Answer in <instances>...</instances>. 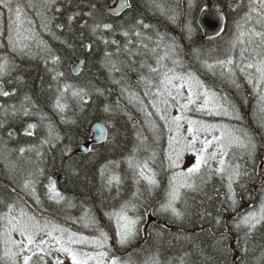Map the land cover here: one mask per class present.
<instances>
[{"label": "trees", "instance_id": "obj_1", "mask_svg": "<svg viewBox=\"0 0 264 264\" xmlns=\"http://www.w3.org/2000/svg\"><path fill=\"white\" fill-rule=\"evenodd\" d=\"M116 1L49 2L36 27L43 48L38 59L24 49L1 50L0 38V62L10 63L0 75V86L12 91L0 95V264H12L15 253L5 255L8 205H13V216L23 210L25 220L35 216L77 238L88 237L87 242L101 240L103 250L120 264H264V219L253 221L254 227L242 222L249 213L259 216L264 205V81L255 67H247L264 56V45L249 53L247 42L241 44L248 31L264 33V23L244 27L245 16H264V2L127 0L115 16L108 10ZM230 1L236 3L233 10ZM18 2L12 0L13 9ZM211 7L224 14L225 28L219 37L203 39L196 20ZM105 23L113 27L105 29ZM228 45L232 48L224 58ZM210 52L215 56L205 59ZM177 57L182 67L173 63ZM229 58L233 63L225 66L235 71L234 85L219 63ZM80 60L82 67L74 76L71 69ZM247 70L254 72L250 80L240 75ZM166 72L169 77L191 74L216 93L228 114L218 117V104L181 109L179 102L185 100L176 94L173 79L171 84L164 79ZM173 116L206 124L224 121L255 146L252 155L230 163V172L235 165L241 172L231 189L228 172L205 166L193 187H180L174 203L179 216L163 207L178 185L165 156L168 137L176 132ZM95 122L107 128L100 144L90 141ZM80 145L88 147L85 153L78 151ZM153 175L156 185L144 178ZM112 177L119 182L109 183ZM121 214L137 221L136 234L123 245L117 235Z\"/></svg>", "mask_w": 264, "mask_h": 264}, {"label": "snow or ice", "instance_id": "obj_2", "mask_svg": "<svg viewBox=\"0 0 264 264\" xmlns=\"http://www.w3.org/2000/svg\"><path fill=\"white\" fill-rule=\"evenodd\" d=\"M51 3H55V0H49ZM264 2V0H262ZM0 5H2L4 8L8 10L9 13H12L15 11L16 19L17 21L21 20V8L19 5L13 9L12 6V0H0ZM124 5L121 4L120 7H123ZM71 19V18H70ZM31 23V21H29ZM137 24L143 25V27L147 28L148 25L143 24V21H137ZM45 27H47V24H44ZM59 27V25H57ZM96 27H100V25H96ZM113 26L111 24H103V28L105 29H111ZM95 31V29H94ZM136 35H140L139 32L135 33ZM125 36L129 35L128 32L124 33ZM255 35L260 36L262 38V43H264V33L257 32ZM10 43L12 42L11 36H9ZM115 43V41H113ZM259 55V53H258ZM58 59V58H54ZM5 64H0V75L4 74V69L6 68ZM174 64H178V61H173ZM221 66L225 65H231L233 63L232 59L229 58L227 61H219ZM211 67V65H209ZM248 68L255 67L256 72L259 73V78L261 81H264V56L254 65L252 63H249L247 65ZM152 72L158 71L155 68L150 69ZM168 72H174V69H168ZM164 79L167 80L169 83H171L172 79L177 80H184V76H177L174 75L172 77L168 76V73H164ZM195 79L194 77L189 74L188 77V97H187V103L181 104V109H187L189 105L195 104L196 99H194V92H193V84L192 80ZM163 82V81H162ZM196 84L199 88L204 89L202 92V95L204 97V102L201 107H206L208 104V97L211 95L213 97L216 96V93L211 92L210 89L206 88V86L196 80ZM183 84L180 85L181 88H183ZM10 93L8 91L3 92L4 96H8ZM74 95H80V93H74ZM171 95V93H169ZM175 100L176 97H173ZM226 99V98H225ZM167 103V102H165ZM58 106L59 102H58ZM155 106V105H153ZM62 107V106H60ZM217 107L224 113L228 114V108L224 106L223 103H220L217 105ZM27 111L25 110V115H27ZM217 114H220V112H217ZM161 119H167L165 116L161 115ZM172 122L176 125V130L179 132V129L181 127L180 120L182 119L181 116H173ZM196 124H201L200 128L194 127ZM188 133L190 134V139H183L181 140L179 137H173L170 138V148L172 147V141L174 140L177 145L180 147L174 148L173 151L175 152V158L173 159L171 156L169 159L172 162V165L175 167H179V160L181 158V154L184 151H190L195 154V160L191 167H189L186 171V173H181L179 175H183L186 177V180L180 185V187H193V183H189L188 180L192 177L194 173L199 172L202 165H207L209 159H215L217 156V152L213 151L211 153L208 152L209 147L213 144V141L217 142V147L220 150L222 155H226L227 153L223 152V149L225 147L223 140L225 138V133L222 131L219 136H212L211 139H201L197 133L200 131L204 132H211L213 129L216 128L215 125H204L202 122L195 121V120H188ZM30 129L34 128V124H30L28 126ZM101 134L103 135V129L100 130ZM31 133H29L30 135ZM229 136H231V133H228ZM236 140H239V137L235 138ZM202 145L200 148H197V142ZM248 144H251V141L249 140ZM241 146L247 147L248 145H245L241 143ZM254 148L255 146L252 145ZM23 152L24 149H21ZM221 167L216 169L218 172H224L225 169L222 167L225 163L223 159H220L219 161ZM146 166V165H145ZM240 165H235L233 171L229 174V189H231L232 186V180L234 177H239L241 175V172L239 171ZM141 176H144L143 171L140 173ZM145 179L148 180L150 185H156L157 181L153 176H145ZM115 180L117 183L119 182L118 177H112L109 180V183H112V181ZM25 188L29 187L28 183H25ZM52 191L55 192L54 187L52 188ZM57 197H59V193H55ZM179 190L177 187L173 186V190L170 193L171 200L168 204L164 205L163 207L165 210L171 209L172 212L179 216L180 213L177 211V209L173 206L174 201L179 199ZM62 198V197H61ZM8 213H5V217L7 219V237L10 243H12L18 251L15 253H12V264H65V260L61 259V255H63L65 258L70 260L71 264H89L90 261H95V264H120L119 258L115 256H109V253L107 251H99L95 253L90 252H80L77 249L73 248L72 245L76 243H84L89 238L85 236H79L77 238V234L74 232H69V230L60 227L59 225L51 224L48 221H44L41 223L40 220H38L35 216H28L27 220L23 219L27 214L23 212V210L20 211V216H13L11 215L13 211V205H8ZM122 215V218L127 221V223L124 225V230L118 231L117 235L119 236V243L121 245L128 242L130 237H133L136 232L134 230V225L137 223V221L129 220L126 215ZM264 219V205H262L260 214L257 216L256 213H249L247 216H245L242 220V222L246 225H250L252 227L255 226L253 221L259 222V220ZM17 232L19 233V236L21 239L19 240H12V233ZM58 232L59 235H54V233ZM65 233H67V237H65ZM103 240H107V235L103 232L100 233ZM43 237H47L48 239H45ZM93 243L97 245V247L102 248L104 247L103 242L101 240H94ZM9 253L6 252L5 255H8Z\"/></svg>", "mask_w": 264, "mask_h": 264}, {"label": "rangeland", "instance_id": "obj_3", "mask_svg": "<svg viewBox=\"0 0 264 264\" xmlns=\"http://www.w3.org/2000/svg\"><path fill=\"white\" fill-rule=\"evenodd\" d=\"M18 3L21 8V20L20 21H17L15 11H13L12 13H9L6 8L1 6V50L13 51L16 49H24L28 51L30 54H32L35 57V59L36 58L38 59L43 51V48H41L38 44L40 36H38L36 27L38 26V22L44 19V13L45 11H47L49 0H19ZM263 17L256 16V17H252L249 19L247 18V16H245L244 17V20H246L245 25H244L245 29H247V26L249 24H251L254 28H258L259 25H262L264 23ZM29 21H31V23H29ZM9 36H11L12 38L11 43L9 41ZM245 40H246L245 42L241 41V44H244L247 42L245 45V48L248 49L249 53L259 48V46L264 45V43H262V38L260 36L255 35V32L252 30L245 33ZM231 48L232 46L228 45L223 50L224 54L222 56L224 58L228 54L229 49ZM208 56L214 57L215 53L214 52H210L208 54L205 53L204 58L207 59ZM170 58H173V57L170 56ZM196 58L200 59L199 56H197ZM155 60H159V59L155 58ZM177 61H178L177 67H182L183 60L180 57H177ZM5 62H7L6 66L10 64L8 63V60H5V59H1L0 64H5ZM223 69L227 70L226 72H229V74H227L228 81L230 84L234 85L235 84L234 77H236L235 71L231 70L229 67H226V66L223 67L222 70ZM240 73H241L240 74L241 77L244 80L246 79L250 80V78L252 77L250 73H254V72H248L247 70V71H241ZM227 76L224 77L225 80H227ZM188 77L189 76L185 77V80H177V79L172 80V84L174 85V88L177 89L176 94L178 96H181L182 99L185 100L184 102L180 101L179 104L187 103ZM181 84L184 85L183 88L180 87ZM192 84H193V92L195 94L194 99H196V105L201 107V105H203V102H204V97L202 95V89L196 86V82L194 81V79L192 80ZM131 95L134 96L135 93H132ZM131 98H134V97H131ZM156 98L159 99V94ZM160 98L162 99L163 97H160ZM217 104H218V99L210 95L208 97L207 106L201 107V108L207 109L209 108L208 105H210L211 108H214ZM196 105H194V109H197ZM217 112H220V114H217ZM175 113L179 114V111ZM214 113H216L217 116L220 118H224L225 116V114L219 108ZM214 116L217 117L216 115ZM179 123L181 125L179 132H177V130L175 132V129H174L173 133H171V135H169L168 137V143H170V138H173V137H179L181 140L191 138L190 134L188 133V127H189L188 121H185L182 118ZM202 124L215 125L216 128L213 129L211 132L200 131L197 133V135L201 139H204V138L211 139L212 136H219L220 133L223 131L225 133V138L223 140L225 147L223 149V152L230 153L229 157H228V154L222 155L220 150L217 147V142L213 141V144L209 147L208 152L211 153L215 151L217 152V156L215 157V159H209L208 164L202 165V167L205 166L208 169H213L216 171V169L221 167L219 163L220 159H223L225 163L222 167L226 169L224 172H228L227 174V177H228L229 174L231 173L229 171L231 169H228L230 163H232L237 157L252 155V150H253L252 141L244 133L241 134L240 129L238 127L228 126L226 123H224V121H218V122L212 121L209 124L202 122ZM194 127L200 128L201 124H196L194 125ZM175 128H176V125H175ZM228 133H231V136H229ZM157 135L158 134L154 133V137ZM237 137H239V140L235 139ZM249 140L251 141V144H248ZM241 143L248 145V146L243 147L241 146ZM201 146L202 145L198 141L196 147L200 148ZM178 147L180 146L177 145L175 141L173 140L172 147L171 148L169 147L168 154H165V156L167 158V161H170L168 162L170 166L176 171L175 178H173V180L176 183V185L177 184L179 185V186L177 185L176 187L178 188V190H180L181 189L180 185L186 180V177L183 175H179V174L186 173L187 169L192 166L195 160V154L190 151H184L181 154V158L179 160V167H175L172 165V162L169 159V157L171 156L173 159L175 158V152L173 151V149L178 148ZM202 167L199 170V172L194 173L192 175V177L188 180L189 183H194L196 179L203 176L202 172L204 171L202 170ZM219 173H223V172H219ZM170 200H171V197L169 196L164 201L163 206L168 204ZM172 203L174 206L175 201ZM126 223L127 221H125L123 218H121V216H119L118 224H119V227L121 228V231L124 230V225ZM54 235H59V233L56 232L54 233ZM64 235L65 237H67V234H64ZM43 238L48 239L47 237H43ZM19 239H21V237L19 236V233H17L14 237V240H19ZM72 247L77 249L80 252L95 253L99 251H104L103 248L97 247L95 243L87 242V241H85L84 243L73 244ZM5 248H6V252L8 253H10V251H14V252L18 251V249L8 240L6 241ZM60 258L65 260V264H71L70 260L65 258L63 255H61ZM144 263L146 262L144 261ZM21 264H22V261H21ZM89 264H95V261H90ZM124 264H133V263L127 262Z\"/></svg>", "mask_w": 264, "mask_h": 264}, {"label": "water", "instance_id": "obj_4", "mask_svg": "<svg viewBox=\"0 0 264 264\" xmlns=\"http://www.w3.org/2000/svg\"><path fill=\"white\" fill-rule=\"evenodd\" d=\"M123 4V7L120 5ZM128 3L127 0H117L115 5L109 8V13L112 15H119L126 7ZM229 9H235L236 3L230 1L228 3ZM197 25L201 30L203 39H214L219 37L225 28V16L224 14L216 7L212 9L203 10L197 16ZM82 67V61L80 60L77 64L72 67V74L74 76L78 75ZM3 87L0 86V95H3ZM12 91L10 90L9 93ZM103 129V135L100 130ZM90 140L93 144L102 143L107 137V128L102 122H95L90 126L89 129ZM80 153H85L87 151L86 145H80L78 148Z\"/></svg>", "mask_w": 264, "mask_h": 264}, {"label": "flooded vegetation", "instance_id": "obj_5", "mask_svg": "<svg viewBox=\"0 0 264 264\" xmlns=\"http://www.w3.org/2000/svg\"><path fill=\"white\" fill-rule=\"evenodd\" d=\"M0 38H1V15H0Z\"/></svg>", "mask_w": 264, "mask_h": 264}, {"label": "bare ground", "instance_id": "obj_6", "mask_svg": "<svg viewBox=\"0 0 264 264\" xmlns=\"http://www.w3.org/2000/svg\"><path fill=\"white\" fill-rule=\"evenodd\" d=\"M212 8H216V7H211V8H206L205 10H207V9H212ZM109 12V11H108ZM116 16V15H115ZM71 72H72V69H71ZM168 162H170V161H168Z\"/></svg>", "mask_w": 264, "mask_h": 264}]
</instances>
